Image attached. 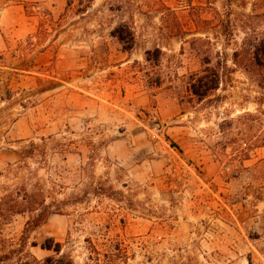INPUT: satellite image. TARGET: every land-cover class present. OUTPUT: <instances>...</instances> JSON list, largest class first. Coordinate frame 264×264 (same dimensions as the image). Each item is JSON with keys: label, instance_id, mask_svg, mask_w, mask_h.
I'll list each match as a JSON object with an SVG mask.
<instances>
[{"label": "rangeland", "instance_id": "1", "mask_svg": "<svg viewBox=\"0 0 264 264\" xmlns=\"http://www.w3.org/2000/svg\"><path fill=\"white\" fill-rule=\"evenodd\" d=\"M262 38L264 0H0L2 264H264Z\"/></svg>", "mask_w": 264, "mask_h": 264}, {"label": "trees", "instance_id": "2", "mask_svg": "<svg viewBox=\"0 0 264 264\" xmlns=\"http://www.w3.org/2000/svg\"><path fill=\"white\" fill-rule=\"evenodd\" d=\"M244 53H249L252 59L254 60L255 64L262 68L264 71V38L259 39L257 42H249L248 44H244ZM214 79V78H213ZM211 79L206 84H203L200 86V88H197L198 90H193L194 94L197 96H205L209 91L214 90L217 86H215L214 82L215 80ZM43 249L45 250H53L56 254L60 253V246L59 244H56L55 248H52L50 246H43ZM8 259V256L6 254L0 255V264H2L5 260ZM20 264H73L71 261H66L63 258H53V257H47L43 260L42 263L36 261L34 259L33 262H21Z\"/></svg>", "mask_w": 264, "mask_h": 264}]
</instances>
